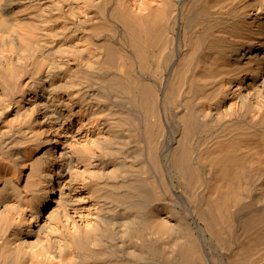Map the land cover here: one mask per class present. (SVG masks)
<instances>
[{"label": "bare ground", "instance_id": "obj_1", "mask_svg": "<svg viewBox=\"0 0 264 264\" xmlns=\"http://www.w3.org/2000/svg\"><path fill=\"white\" fill-rule=\"evenodd\" d=\"M264 264V0H0V264Z\"/></svg>", "mask_w": 264, "mask_h": 264}, {"label": "rangeland", "instance_id": "obj_2", "mask_svg": "<svg viewBox=\"0 0 264 264\" xmlns=\"http://www.w3.org/2000/svg\"><path fill=\"white\" fill-rule=\"evenodd\" d=\"M217 262V264H221V262H219V261H216Z\"/></svg>", "mask_w": 264, "mask_h": 264}]
</instances>
